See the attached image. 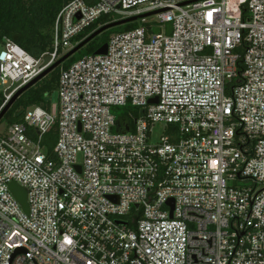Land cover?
Wrapping results in <instances>:
<instances>
[{
    "label": "built area",
    "instance_id": "built-area-1",
    "mask_svg": "<svg viewBox=\"0 0 264 264\" xmlns=\"http://www.w3.org/2000/svg\"><path fill=\"white\" fill-rule=\"evenodd\" d=\"M102 15L142 17L0 132V264H264V0H70L0 44V109Z\"/></svg>",
    "mask_w": 264,
    "mask_h": 264
},
{
    "label": "trees",
    "instance_id": "trees-1",
    "mask_svg": "<svg viewBox=\"0 0 264 264\" xmlns=\"http://www.w3.org/2000/svg\"><path fill=\"white\" fill-rule=\"evenodd\" d=\"M68 1L70 0H0V44L6 38L11 39L35 57L45 52H51L53 50L54 20L60 8ZM112 20L113 18L110 15H102L79 33L73 39V43L80 42L97 28ZM137 25V22L126 23L110 28L96 36L82 47L77 54L66 59L61 65L22 92L6 111L2 121H5L6 125L23 122L25 110L31 106L38 105L48 109L49 103L46 95L57 89L62 69L85 55L93 54L99 46L108 42L112 34L134 29ZM59 55L61 57L62 52H59ZM239 68H242L241 64ZM129 108L131 107L126 106L124 110ZM119 109L121 108H116L114 111ZM132 110L137 113L136 109ZM119 114V123L126 120L125 116L121 117ZM57 135L56 125H53L41 136V145L45 147L49 155L52 153Z\"/></svg>",
    "mask_w": 264,
    "mask_h": 264
},
{
    "label": "water",
    "instance_id": "water-1",
    "mask_svg": "<svg viewBox=\"0 0 264 264\" xmlns=\"http://www.w3.org/2000/svg\"><path fill=\"white\" fill-rule=\"evenodd\" d=\"M196 1V0H192ZM189 2H184L181 5L188 4ZM142 16H132L128 18L113 20L103 26H100L95 31H93L91 34H89L87 37H85L83 40L78 42L73 48L68 50L66 53H64L61 57H59L51 66H49L47 69H45L41 74H39L37 77H35L32 81H30L28 84L20 88L12 97L11 99L6 103V105L2 108L0 111V121L2 120L4 114L9 109V107L13 104V102L17 99V97L27 90L29 87L33 86L37 81H39L41 78L46 76L48 73H50L53 69L61 65L66 59L74 55L76 52H78L82 47H84L88 42H90L92 39H94L96 36L101 34L102 32L117 27L126 23L134 22L138 18H141ZM107 51V42L99 46L93 54H105ZM149 103H156L157 97L150 98L148 100ZM122 130L126 131L128 129L127 125H124L121 127V124L116 121V130ZM76 168L79 170L80 167L76 166ZM9 189L17 202L20 204L21 208L24 210V212L27 214L29 211V204H28V197H27V189L23 186H20L16 182H10L9 183ZM168 204L172 207V200L168 202ZM119 223H126L125 221L118 220Z\"/></svg>",
    "mask_w": 264,
    "mask_h": 264
},
{
    "label": "rangeland",
    "instance_id": "rangeland-1",
    "mask_svg": "<svg viewBox=\"0 0 264 264\" xmlns=\"http://www.w3.org/2000/svg\"><path fill=\"white\" fill-rule=\"evenodd\" d=\"M234 1V0H233ZM150 17V19L152 18V16H149ZM113 21V20H112ZM167 27H169V24H167ZM66 53V52H65ZM78 52H76L75 54H77ZM64 54V53H63ZM0 91H1V87H0ZM6 129V123H5V121H0V132H2V131H4ZM155 131L157 132V133H160L161 132V125L160 124H158L157 126H156V128H155Z\"/></svg>",
    "mask_w": 264,
    "mask_h": 264
}]
</instances>
